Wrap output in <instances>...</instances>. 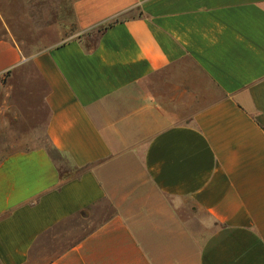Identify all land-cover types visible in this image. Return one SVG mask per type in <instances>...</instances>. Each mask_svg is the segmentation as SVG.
I'll return each mask as SVG.
<instances>
[{"label": "crops", "instance_id": "1", "mask_svg": "<svg viewBox=\"0 0 264 264\" xmlns=\"http://www.w3.org/2000/svg\"><path fill=\"white\" fill-rule=\"evenodd\" d=\"M21 3L0 114L49 149L0 161V264H264V0H71L37 51Z\"/></svg>", "mask_w": 264, "mask_h": 264}, {"label": "rangeland", "instance_id": "2", "mask_svg": "<svg viewBox=\"0 0 264 264\" xmlns=\"http://www.w3.org/2000/svg\"><path fill=\"white\" fill-rule=\"evenodd\" d=\"M12 2V5H7L6 2L8 0H0V6L4 8V11L7 15H10L15 18H21L25 14V9L24 5H22L21 0H10ZM70 2L71 0H59L61 3L60 5V26L56 27L55 30H52L49 35L51 37L48 39H37V38H28V39H19L17 40L23 48H25L28 51H37L42 48H44L47 45L57 43L62 40V37H59L60 34H58L57 29L60 28L62 30L63 28V15L66 14L68 16L69 13V8L67 6V3ZM55 2V0H54ZM67 2V3H66ZM55 10V9H54ZM64 10V11H63ZM63 11V13H62ZM68 14V15H67ZM55 20V19H54ZM70 32H73L72 25L70 23ZM30 78H35L33 75L28 76ZM27 77V78H28ZM0 81L2 85L4 84V78L0 77ZM25 85V84H24ZM27 88V84L25 86ZM39 90L41 89L39 84H38ZM4 95H3V90L2 88L0 89V111L4 110L5 107V100H4ZM34 101L33 103H38L36 97L34 96L32 98ZM15 105L14 109L18 111V109H22L23 106L20 103H25L27 104L28 101H24V98L16 97L15 98ZM9 102V101H8ZM10 106V102L8 103ZM19 113H17L18 115ZM40 114H43L40 111ZM26 123H23V120H13V114H0V161L6 157L7 155L14 153L18 149H23L25 147H33L36 144H40L45 146L46 148L49 149V144L47 140L45 139L44 135H39L37 138L33 135L30 134L28 131ZM27 141H32V142H27ZM51 155L53 158L60 164L61 168L65 167V162L63 159L53 150H50Z\"/></svg>", "mask_w": 264, "mask_h": 264}]
</instances>
